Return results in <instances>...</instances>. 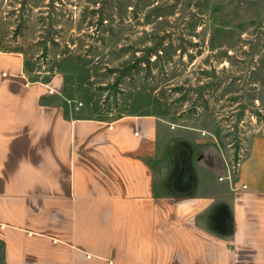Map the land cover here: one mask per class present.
I'll list each match as a JSON object with an SVG mask.
<instances>
[{"label": "crops", "instance_id": "obj_1", "mask_svg": "<svg viewBox=\"0 0 264 264\" xmlns=\"http://www.w3.org/2000/svg\"><path fill=\"white\" fill-rule=\"evenodd\" d=\"M61 88L0 53V264H264V137L214 194L169 198L162 121L72 116Z\"/></svg>", "mask_w": 264, "mask_h": 264}, {"label": "rangeland", "instance_id": "obj_2", "mask_svg": "<svg viewBox=\"0 0 264 264\" xmlns=\"http://www.w3.org/2000/svg\"><path fill=\"white\" fill-rule=\"evenodd\" d=\"M125 2L0 0V53H20L31 80L43 81L55 69L50 78L62 83L56 101L72 116L158 117V194H214L217 177L242 162L252 138L264 137V0H132L141 5L138 14L130 12L133 6L126 11ZM153 6L163 16L144 25L141 18ZM97 12L108 19L104 27ZM161 38L163 45L181 44L185 56L139 63ZM228 46L230 59L216 61ZM212 65L214 73H206ZM249 69L253 75H245ZM226 74L235 77L231 85ZM212 155L219 171L205 163Z\"/></svg>", "mask_w": 264, "mask_h": 264}, {"label": "trees", "instance_id": "obj_3", "mask_svg": "<svg viewBox=\"0 0 264 264\" xmlns=\"http://www.w3.org/2000/svg\"><path fill=\"white\" fill-rule=\"evenodd\" d=\"M122 1H124V0H122ZM145 2V1H149V0H140V2ZM153 1V0H152ZM199 1V0H198ZM24 2V1H23ZM132 2V0H126V2L125 3H130V4H132V5H130V4H126V11L128 10V8H130L131 6H133L134 8H130L131 10H130V12L131 13H133V14H138L139 12H141V10H142V8L141 9H139L140 7H141V5H137V4H135L134 2L133 3H131ZM140 6V7H139ZM150 6V5H149ZM199 7V4L197 5V8ZM129 11V10H128ZM160 7H155V6H153V7H151V9H150V11H148L147 13H144V17H143V19L141 18V20H142V22H143V24L144 25H148V24H151L154 20H157V19H159V18H161L163 15L162 14H160ZM98 13V12H97ZM169 13H172V9H171V11L169 12ZM150 16H152L153 18H155L154 20H150ZM139 20V19H138ZM161 20V19H160ZM108 23V19L106 18V16L104 15V13L103 12H100V13H98V25H102L103 27H104V24H107ZM156 25H158V27H159V25H160V22H157L156 23ZM158 27H154V28H158ZM190 27L191 28H194L195 27V24H191L190 25ZM161 40H162V38L161 39H159V41H157L156 43H154V45H153V47H150V48H147V49H145L144 50V55H143V57L141 58L142 60H139L138 62L140 63V62H142V63H144V64H147V65H150L151 63H161L162 65L163 64H169V63H171L172 62V60L174 59V56H178V57H183V56H185V55H183V54H186L185 53V50H187L185 47H182V45L181 44H178V45H176L175 47H173V45L172 44H168V45H163L164 43H162L161 42ZM54 44H56L55 43V41L53 40L52 41ZM191 46H196V44L195 45H193L192 43H189ZM69 45V44H68ZM66 46V50H67V52H71V50L69 49V47H67V44L65 45ZM211 46H213V45H211ZM232 49V47L231 46H228V47H226V49H225V51H220V52H218L217 53V55H216V58H217V60L216 61H223L224 59L225 60H229L230 59V56L229 55H227V53L230 51ZM16 52V51H15ZM178 52V53H177ZM187 57H188V59L191 61L192 59H193V57L194 56H192V55H190V54H188L187 55ZM152 58H154V59H152ZM152 59V60H151ZM215 69V66L214 65H212V66H210V69L206 72V73H208V74H212V73H214V72H212L213 70ZM24 70L26 71V72H30L31 71V69L29 68V66L27 65V64H25L24 63ZM227 70H225V69H222V72L223 73H227L226 72ZM49 72V74H50V77H51V75H53L54 74V72H55V69H51L50 71H48ZM254 74V69H249L248 71L246 70L245 71V75H253ZM210 76L211 75H208V78H210ZM214 75H212V77H213ZM50 77L48 76V77H46L43 81H41L40 80V82H42V83H48L49 82V80H50ZM244 77V76H243ZM226 78H228L229 79V83H228V85H231V83L234 81V78L235 77H233V76H230V74H226V77H224L223 79L224 80H226ZM211 79V78H210ZM243 79V78H242ZM35 81H39V80H35ZM209 84V83H208ZM220 84H221V81L219 80V81H217V83L215 84H213V88H215V89H217V87H219L220 86ZM208 86V85H207ZM242 88H244V86L242 85ZM249 91H252L253 92V89H250ZM201 98V100H203V103L204 104H208V99H204V97H200ZM248 101V100H247ZM246 107L244 108V111H246L247 110V106H248V104H246L245 105ZM249 110V109H248ZM254 116H256V118H260V115H254Z\"/></svg>", "mask_w": 264, "mask_h": 264}, {"label": "built area", "instance_id": "obj_4", "mask_svg": "<svg viewBox=\"0 0 264 264\" xmlns=\"http://www.w3.org/2000/svg\"><path fill=\"white\" fill-rule=\"evenodd\" d=\"M25 85H28V83L26 82ZM48 93H50V94L53 93V90L48 89ZM108 127L110 128V125ZM239 165H240V159H237L235 162H233L230 165V168L228 167L229 177L236 175L235 173L237 172ZM242 188H246V186L245 185H242Z\"/></svg>", "mask_w": 264, "mask_h": 264}]
</instances>
